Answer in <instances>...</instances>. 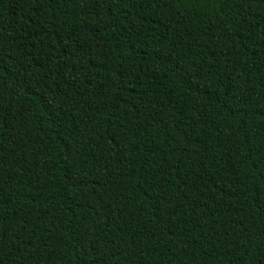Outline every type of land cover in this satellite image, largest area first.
<instances>
[{
    "label": "trees",
    "instance_id": "16d2710c",
    "mask_svg": "<svg viewBox=\"0 0 264 264\" xmlns=\"http://www.w3.org/2000/svg\"><path fill=\"white\" fill-rule=\"evenodd\" d=\"M0 264H264V0H0Z\"/></svg>",
    "mask_w": 264,
    "mask_h": 264
}]
</instances>
